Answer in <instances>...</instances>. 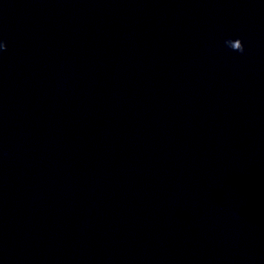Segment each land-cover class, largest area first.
Masks as SVG:
<instances>
[{"label":"clouds","instance_id":"obj_1","mask_svg":"<svg viewBox=\"0 0 264 264\" xmlns=\"http://www.w3.org/2000/svg\"><path fill=\"white\" fill-rule=\"evenodd\" d=\"M225 44H226L227 47H229L231 50H233L235 52H239L241 54H243L245 52V48H244L243 42L239 38H237L235 40L227 39L225 41ZM6 50H7L6 43L0 42V51H6Z\"/></svg>","mask_w":264,"mask_h":264}]
</instances>
